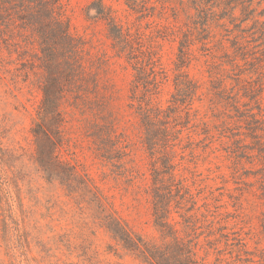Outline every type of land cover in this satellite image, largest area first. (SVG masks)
<instances>
[{
  "label": "trees",
  "instance_id": "trees-1",
  "mask_svg": "<svg viewBox=\"0 0 264 264\" xmlns=\"http://www.w3.org/2000/svg\"><path fill=\"white\" fill-rule=\"evenodd\" d=\"M111 1L133 20L122 21L108 0H93L85 19L105 26L130 73L125 109L106 81L111 58L72 31L64 0H0V41L40 94L31 152L19 147L18 157L0 136V166L18 184L17 163L28 156L47 183L88 206L114 256L255 264L264 241L261 1ZM165 43L176 49L168 65ZM81 140L108 170L99 180L78 157ZM107 180L115 194L100 185ZM116 196L127 212L145 208L156 237L130 226Z\"/></svg>",
  "mask_w": 264,
  "mask_h": 264
},
{
  "label": "rangeland",
  "instance_id": "rangeland-1",
  "mask_svg": "<svg viewBox=\"0 0 264 264\" xmlns=\"http://www.w3.org/2000/svg\"><path fill=\"white\" fill-rule=\"evenodd\" d=\"M92 1L64 0L71 29L83 36L96 51L107 53L111 58L106 81L115 93V104L125 109L130 73L122 68V59L113 57L105 26L101 22L91 24L86 21L85 9ZM257 1H261L259 11L264 13V0ZM108 3L118 11L117 16L122 21L133 20L122 5L111 0ZM236 15L239 16V12ZM249 41L252 47L258 43L251 38ZM0 48V136L5 146L17 150L19 157L23 153L19 147L28 153L32 150L31 115L40 94L35 88L29 92L25 86L23 66L17 54L12 52L9 57V51L3 48L1 41ZM253 51H258L257 56L261 55L260 48ZM175 52L173 45L165 43L162 61L170 64ZM227 83L231 81L227 80ZM80 147L77 151L80 161L99 180L108 170L93 159L85 141L81 140ZM26 157L17 163L18 184L11 180V173L0 166V264H136L129 257L120 258L109 253L110 240L94 225L93 213L88 206L72 199L59 185L47 183ZM99 183L104 190L115 194L113 181ZM115 202L121 215L137 233L148 239L156 237L143 206L132 213L127 212L118 196ZM253 247L251 242L250 251ZM260 249L262 251L254 258L255 264H264V241Z\"/></svg>",
  "mask_w": 264,
  "mask_h": 264
}]
</instances>
